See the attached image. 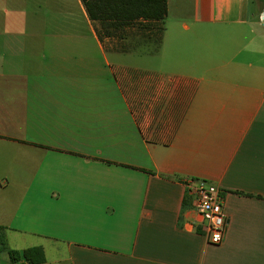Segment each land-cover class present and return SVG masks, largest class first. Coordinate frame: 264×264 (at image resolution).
Instances as JSON below:
<instances>
[{"label":"crops","instance_id":"0c3cea01","mask_svg":"<svg viewBox=\"0 0 264 264\" xmlns=\"http://www.w3.org/2000/svg\"><path fill=\"white\" fill-rule=\"evenodd\" d=\"M167 5L147 53L128 45L135 28L101 37L82 0H0L10 250L41 247L43 264H264L263 1ZM190 179L223 194L220 245Z\"/></svg>","mask_w":264,"mask_h":264},{"label":"trees","instance_id":"16d2710c","mask_svg":"<svg viewBox=\"0 0 264 264\" xmlns=\"http://www.w3.org/2000/svg\"><path fill=\"white\" fill-rule=\"evenodd\" d=\"M263 1L264 4V0ZM89 18L99 24L101 37H123L132 28L138 32L155 29L157 45L163 33V22L168 14L167 0H82ZM7 253L14 263L20 257L27 264H43L46 261L41 247L26 249L22 255L10 250L6 229L0 226V254Z\"/></svg>","mask_w":264,"mask_h":264},{"label":"built area","instance_id":"2783aa9c","mask_svg":"<svg viewBox=\"0 0 264 264\" xmlns=\"http://www.w3.org/2000/svg\"><path fill=\"white\" fill-rule=\"evenodd\" d=\"M259 21L264 25V10L259 15ZM186 187L195 196V208L205 223L207 241L213 245L222 244L228 229L223 194L214 185L199 179L188 180ZM13 264L24 263L20 261Z\"/></svg>","mask_w":264,"mask_h":264},{"label":"rangeland","instance_id":"374dc122","mask_svg":"<svg viewBox=\"0 0 264 264\" xmlns=\"http://www.w3.org/2000/svg\"><path fill=\"white\" fill-rule=\"evenodd\" d=\"M155 32H156L155 29H154L153 33L147 32V31L138 32V30L136 29V31H135L136 34H131L129 44H128V42L126 44H128V45H132V44L145 45L146 48H144V49L146 50L147 53L153 52V51H155L156 46H157V38L154 35ZM146 60H148V58H146ZM1 255H4V254L2 253V254H0V256Z\"/></svg>","mask_w":264,"mask_h":264}]
</instances>
